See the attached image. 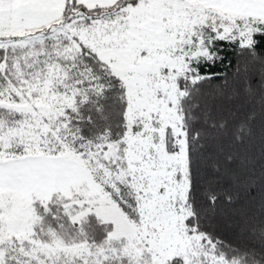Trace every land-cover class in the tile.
I'll return each mask as SVG.
<instances>
[{
    "label": "snow or ice",
    "instance_id": "snow-or-ice-1",
    "mask_svg": "<svg viewBox=\"0 0 264 264\" xmlns=\"http://www.w3.org/2000/svg\"><path fill=\"white\" fill-rule=\"evenodd\" d=\"M0 264H264V0H0Z\"/></svg>",
    "mask_w": 264,
    "mask_h": 264
}]
</instances>
